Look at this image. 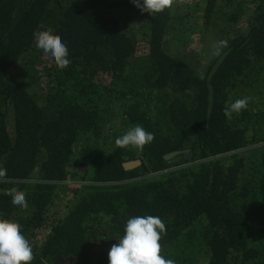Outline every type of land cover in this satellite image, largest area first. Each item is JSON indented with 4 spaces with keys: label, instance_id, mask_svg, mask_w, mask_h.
Segmentation results:
<instances>
[{
    "label": "trees",
    "instance_id": "obj_1",
    "mask_svg": "<svg viewBox=\"0 0 264 264\" xmlns=\"http://www.w3.org/2000/svg\"><path fill=\"white\" fill-rule=\"evenodd\" d=\"M47 29L66 69L36 47ZM194 37L227 41L201 72ZM137 125L153 142L117 147ZM0 166V219L21 225L31 264H108L138 215L164 221L175 264H264V0L150 15L130 0H0Z\"/></svg>",
    "mask_w": 264,
    "mask_h": 264
},
{
    "label": "clouds",
    "instance_id": "obj_2",
    "mask_svg": "<svg viewBox=\"0 0 264 264\" xmlns=\"http://www.w3.org/2000/svg\"><path fill=\"white\" fill-rule=\"evenodd\" d=\"M142 13L159 14L173 8L176 0H130ZM36 47L50 55L59 70L66 69L71 61L68 48L59 35L52 29L34 33ZM217 50L227 47V41L221 40L215 45ZM247 97L237 99L224 110V115L231 118L233 113H240L248 106ZM155 136L142 126H135L118 137L115 144L119 148L134 147L143 151L153 142ZM7 170L0 166V183H7ZM13 205L27 209L26 194L16 188L8 190ZM166 235L164 221L154 215H138L127 220L124 234L119 242L113 244L108 252V264H175L173 259L162 255L160 241ZM35 254L31 242L21 231V225L8 219H0V264H31Z\"/></svg>",
    "mask_w": 264,
    "mask_h": 264
},
{
    "label": "rangeland",
    "instance_id": "obj_3",
    "mask_svg": "<svg viewBox=\"0 0 264 264\" xmlns=\"http://www.w3.org/2000/svg\"><path fill=\"white\" fill-rule=\"evenodd\" d=\"M192 42L187 46V55L196 62L199 66L200 72L205 68L208 61L214 57L217 48L212 49L213 41L206 40V43H200L199 37L192 38ZM67 184H73V182H67ZM68 196V195H67ZM66 200L63 201L62 207L65 206ZM64 211V210H63Z\"/></svg>",
    "mask_w": 264,
    "mask_h": 264
},
{
    "label": "water",
    "instance_id": "obj_4",
    "mask_svg": "<svg viewBox=\"0 0 264 264\" xmlns=\"http://www.w3.org/2000/svg\"><path fill=\"white\" fill-rule=\"evenodd\" d=\"M168 158H170V156ZM168 158H166V159H168ZM139 166H140V162L139 161L129 162V163H126V164L123 165V167L125 169L136 168V167H139ZM81 171H83V170L81 169Z\"/></svg>",
    "mask_w": 264,
    "mask_h": 264
}]
</instances>
